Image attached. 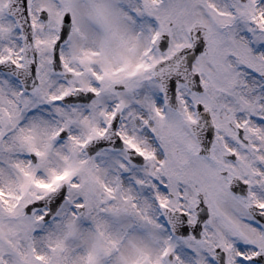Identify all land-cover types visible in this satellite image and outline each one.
Masks as SVG:
<instances>
[{
	"label": "snow or ice",
	"instance_id": "6c2138e0",
	"mask_svg": "<svg viewBox=\"0 0 264 264\" xmlns=\"http://www.w3.org/2000/svg\"><path fill=\"white\" fill-rule=\"evenodd\" d=\"M0 264H264V0H0Z\"/></svg>",
	"mask_w": 264,
	"mask_h": 264
}]
</instances>
